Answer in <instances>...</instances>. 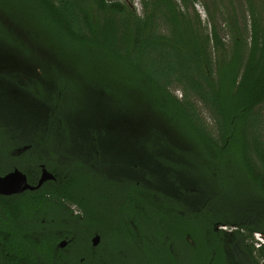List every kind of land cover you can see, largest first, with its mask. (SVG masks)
<instances>
[{
    "label": "trees",
    "instance_id": "1",
    "mask_svg": "<svg viewBox=\"0 0 264 264\" xmlns=\"http://www.w3.org/2000/svg\"><path fill=\"white\" fill-rule=\"evenodd\" d=\"M197 1L0 0V175H54L0 264H264V0H218L231 44Z\"/></svg>",
    "mask_w": 264,
    "mask_h": 264
},
{
    "label": "rangeland",
    "instance_id": "2",
    "mask_svg": "<svg viewBox=\"0 0 264 264\" xmlns=\"http://www.w3.org/2000/svg\"><path fill=\"white\" fill-rule=\"evenodd\" d=\"M119 1H124V0H119ZM207 2L208 4H210L209 2L213 1L214 4L210 7V9L212 8V12L214 13V19L215 22L218 23L219 25H223V29L225 30V32L221 33L222 38L230 44H231V39H230V34H229V29L226 26V16L224 15L223 12L226 13V8H224L223 6H221V2L219 3L218 0H198L196 2V4L192 7L190 5L189 7V11L188 13L190 15H192V17L196 20L199 19V25H201L202 31L203 32H208V28L210 30V21H209V16H208V12L205 9L203 2ZM133 5L136 8V11L139 15H143V6L141 4V0H132ZM178 3L181 2V0H177ZM228 5V3H226ZM235 4H236V8H239L240 6H244L245 5V1L244 0H235ZM239 15V21L243 24L244 22H246L247 26H249V13H248V9H243L241 12H238ZM243 16L247 17V20H243ZM163 26V25H162ZM165 27L162 28V30ZM19 30V29H18ZM165 33L168 32L167 29H164ZM19 37H23L26 35V33H22L20 30L18 32ZM249 36V30H247L246 33V37ZM34 44V43H33ZM230 44H227L230 45ZM43 53V52H42ZM38 73L40 74V71H38ZM175 93L179 96L182 97L183 92L179 89H177L175 91ZM198 106H199V110L201 112V114L203 115L204 118H206L209 122H212V118L211 115L209 114L208 110H206L205 108H203L201 105V103L198 101L197 102ZM260 132L262 135V140L264 142V112H263V116H262V125L260 127ZM224 229H226L227 231H231V229H228L227 227H224ZM253 242L255 243V246L258 247V245L263 244L264 243V235L263 234H254L253 237ZM264 261H262L263 263Z\"/></svg>",
    "mask_w": 264,
    "mask_h": 264
},
{
    "label": "water",
    "instance_id": "3",
    "mask_svg": "<svg viewBox=\"0 0 264 264\" xmlns=\"http://www.w3.org/2000/svg\"><path fill=\"white\" fill-rule=\"evenodd\" d=\"M54 179V175L42 166V174L37 185H31L28 183L27 176L19 169L8 173L5 176H0V194L12 195L22 193L26 190H34L40 188L46 181ZM101 237L95 235L92 239L93 246H97L100 243ZM68 244L67 240L60 242V248H65Z\"/></svg>",
    "mask_w": 264,
    "mask_h": 264
},
{
    "label": "flooded vegetation",
    "instance_id": "4",
    "mask_svg": "<svg viewBox=\"0 0 264 264\" xmlns=\"http://www.w3.org/2000/svg\"><path fill=\"white\" fill-rule=\"evenodd\" d=\"M15 169H18V168H15ZM14 169V170H15ZM13 170V171H14ZM20 170V169H19ZM10 172H12V171H9L8 173H10ZM23 172V171H22ZM8 173H6V174H4V175H0V176H5V175H7ZM23 173H25V172H23ZM27 176V175H26ZM41 176V175H40ZM39 179H40V177H39ZM27 180H28V176H27ZM39 181V180H38ZM28 183H29V180H28ZM30 184V183H29ZM27 191V190H26ZM25 192V191H24ZM24 192H22V193H24ZM22 193H17V194H12V195H3V194H0V195H3V196H17V195H19V194H22ZM257 234V233H256ZM264 244V243H263ZM263 244H260V245H258V247H260V246H262Z\"/></svg>",
    "mask_w": 264,
    "mask_h": 264
}]
</instances>
